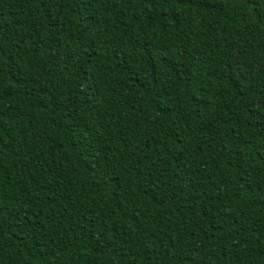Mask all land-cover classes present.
Instances as JSON below:
<instances>
[{
  "label": "trees",
  "instance_id": "1",
  "mask_svg": "<svg viewBox=\"0 0 264 264\" xmlns=\"http://www.w3.org/2000/svg\"><path fill=\"white\" fill-rule=\"evenodd\" d=\"M0 264H264V0H0Z\"/></svg>",
  "mask_w": 264,
  "mask_h": 264
}]
</instances>
